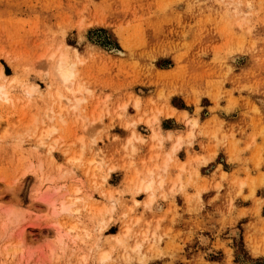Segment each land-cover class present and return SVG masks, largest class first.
<instances>
[{"label":"rangeland","instance_id":"1","mask_svg":"<svg viewBox=\"0 0 264 264\" xmlns=\"http://www.w3.org/2000/svg\"><path fill=\"white\" fill-rule=\"evenodd\" d=\"M0 86V264H264V0H0Z\"/></svg>","mask_w":264,"mask_h":264},{"label":"bare ground","instance_id":"2","mask_svg":"<svg viewBox=\"0 0 264 264\" xmlns=\"http://www.w3.org/2000/svg\"><path fill=\"white\" fill-rule=\"evenodd\" d=\"M54 55H52L51 58H53ZM61 62H62V58H61ZM59 62L57 64V72H58V76L61 80V82L63 83V85L66 87V89H68L69 91L73 92L72 88H71V83L72 80H74L75 78V72L73 71V69L64 64ZM8 95V91L6 90V87L4 86H0V98H2L3 96L5 98H7ZM137 105V104H136ZM49 133L44 134V136H48ZM42 144H38V146H41ZM176 146H174L173 148H175ZM154 183H155V179L150 177L147 179H142V181L139 184V190H145V191H151L154 189ZM159 184H162L161 181H159ZM47 203H49L50 205H54V203L47 201ZM106 257L105 254H103L101 256V260H103Z\"/></svg>","mask_w":264,"mask_h":264}]
</instances>
